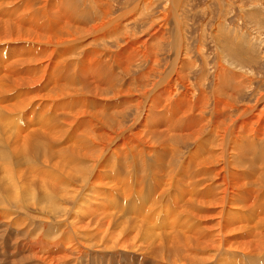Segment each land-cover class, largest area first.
<instances>
[{
  "label": "bare ground",
  "instance_id": "obj_1",
  "mask_svg": "<svg viewBox=\"0 0 264 264\" xmlns=\"http://www.w3.org/2000/svg\"><path fill=\"white\" fill-rule=\"evenodd\" d=\"M38 1L0 0V43L3 44L2 46L0 45V122L2 123L0 125V163L3 167L1 170L5 180L9 183L11 182L13 186L24 184V179L21 180L20 177H25L20 173L22 171L19 168V161L24 159L30 165L34 174L37 173L39 165H42L46 174L48 171L46 176L48 186L57 190L59 195L62 194L58 196L57 193H50L43 186L44 180L40 179L42 185H36V188L32 189V193L35 196L44 194L51 201H61V199L77 201L76 197L86 192L84 188L90 184L87 182L97 175L98 171L96 170L101 169L104 173L103 176L111 180L117 167L121 166L126 170L132 169L133 165H136L141 177H146L147 173L155 176V182L153 181L151 185L159 187V190H161L159 195H162L161 198L163 199L168 196L171 189H174L175 183L173 180L176 182L177 177L181 179L183 182L181 186L183 189H187L185 192L187 194L184 204L180 202L181 205L183 204L181 206L183 209L180 208L179 212L186 210V216L190 218V221L196 220L198 222L196 226H199L200 229L203 228L202 230H205L204 228L206 227V231L208 230L210 233V239L208 238L207 240L206 236L202 234L206 240H199L194 236L197 233L188 234L189 230L186 233L183 227L179 228L178 226L179 229H177L181 230L182 233L181 231L176 233L175 229H171L172 236L168 230L170 229L169 222L162 221L161 223L163 224L161 226L166 228L164 232L168 230L166 234H168L169 238L167 239L164 234L161 235L155 232L150 233L149 237L154 236V240L156 238L159 240L157 244L162 247V249L160 248L162 251H164L165 245H171L168 247L169 252L167 254H164L165 251L163 253L159 250L165 264L184 262V260L177 261L178 259L175 258L178 255L177 252L189 251L192 252L194 257H199V253L205 251H212L218 254L222 248L233 252L232 249L236 243L234 251H239L241 254L245 250L250 249L248 247L253 248L251 242L247 244L243 241L230 240L235 233L241 230L232 224L231 218L240 223L242 217L238 215V212L246 211L248 208L251 211L254 208L251 211V215L254 217L251 218L247 214L249 217L247 219L250 220L249 222H254L255 227H264V190L255 188L264 187V181L262 182L264 173L259 172L247 156V153L259 154L262 157V163L259 167L264 168V92L257 97L254 104L243 105L241 108L239 106L235 117L229 116V121H226V106L228 105V108L232 107L228 104L229 102L227 103V97L236 96L237 91L245 85L244 80L247 78L246 76L243 79L242 75L235 71L236 68L232 70L231 67L233 66L228 68L223 63L226 57L220 58L221 60L216 63L209 94H206L207 91L204 89L206 84H203V82L205 83V79H203L204 81L202 80L205 75H202L203 77L199 79H197L199 76L194 77L197 79L193 81L197 86L195 88L191 82L193 80L191 76L189 77L191 80L187 79L188 73L192 72L193 63L184 44L185 31L183 28L185 25L181 24L178 18L176 7L178 0H165L163 14L161 13L158 18L148 21V23L150 22L148 26L150 28H146L140 33L136 32L138 26L135 24L141 19V13L148 6L150 7L151 4H154L152 0H134L117 12H112L114 10L113 6L111 7L113 10H111L110 6H108L109 3L107 4L105 0H82L81 3H84V6L88 3L90 8L94 5L98 7L95 12L96 15L90 20L89 18L91 17L88 12L93 11V9L88 11L83 8L79 9L78 5V7L74 5L75 0H43V5H39ZM169 20L174 23L173 26L167 23ZM90 21L94 22L90 23ZM131 21L134 25L130 27L128 24ZM169 23L171 24V22ZM168 26L172 29L166 32L169 29ZM221 29L223 28L221 27ZM213 30L214 34H216L215 29ZM166 33L174 34L170 50V54H173L172 60L164 66V69L158 73L155 79H150V75L157 71L155 70L157 66L154 67L153 65L158 61L156 54L160 49V43L165 40ZM220 33L222 34V32ZM223 35L222 37L216 35L219 40L218 43H222L227 50L235 52L236 50L233 46L227 43L229 39L227 40ZM134 38H138V41H134ZM113 42L115 46L112 44ZM6 45L8 46L7 50L12 48L8 53L6 48H4ZM111 46L114 47L111 48ZM222 47L220 46L219 48ZM201 49L203 48L201 47ZM235 54L237 52L234 53V56ZM232 55L231 57H233ZM74 56H76L75 60H77V67L75 68L78 69V75L72 74L74 75V77L72 76L73 81L67 84L68 80L66 81V77L68 76H66L64 83L58 82L45 89L44 82L48 71L56 64L62 65L58 71H63L66 66L67 68L72 67V63L67 64L66 58H72L73 60ZM221 56L223 57V55ZM238 57L236 58L237 62L240 63L241 59L246 61L244 57ZM141 59L143 64L149 61L151 63L150 66H147L144 71L145 74L139 73L140 75L135 77V83L132 78L134 84L131 85L136 87V89H132V86H130V88L123 90L120 88L122 87L121 83H118V79L121 76L117 77L118 72L126 69L128 74L131 71L130 68L132 69L134 64L141 62ZM194 65L196 67V64ZM4 67H6V70L3 71ZM71 70L73 72V69ZM239 70H242V68ZM58 71L56 72L58 73ZM70 73L68 75H71ZM75 79H78L77 85L73 84ZM179 85L184 88L179 89ZM31 89L32 92L30 93ZM21 94L29 95L20 97ZM133 97L136 98L134 102L132 101ZM106 99L116 100L108 101ZM209 102L212 107L210 113L206 111V106ZM128 108L136 110V114L134 113L130 120H127L129 122L126 123L122 113L127 112ZM46 114L47 116L48 114L54 116L56 122L54 120L52 123L49 122L50 119H47ZM60 118L61 121H58L57 119ZM189 144H192V147L186 153L184 152L185 154L182 153V155L184 154L183 156H179L178 153L182 151V148L187 147ZM15 152L19 156L18 158H15ZM179 154L181 155V153ZM112 160L118 163L114 164L118 165L114 170L110 168L112 166L110 161ZM119 162H121V165H119ZM217 163H222L220 169H213L210 172V180H204L200 176L201 172L198 168ZM235 168L243 170L244 177H242V174L234 173L233 169ZM105 169L109 170L107 172L109 175ZM178 173H180V176ZM187 173L190 180L188 184L185 178ZM13 175L17 178L19 177V179ZM128 176H130L129 173ZM218 176L220 177V182L215 184L212 179ZM245 177L249 178V180L245 181L243 179ZM48 181H52L53 185ZM74 181L81 182L80 184L82 185L76 184ZM27 188L30 190L32 186ZM146 188L149 189V187ZM178 188L182 190L179 186L175 190H178ZM233 188L244 189L255 195L240 200L234 199L231 193ZM35 189L40 192L35 191ZM5 191L7 190L4 188L3 192L0 193L6 194ZM154 192L155 187L149 189L147 197L152 196ZM162 192L167 193L162 194ZM16 195H18V191ZM173 195L176 196V194ZM180 195L183 196L184 194L182 195L180 192ZM174 196L172 197L175 198ZM173 200L178 201L176 198ZM170 201L172 202V199ZM175 202L174 204H176ZM156 203L158 202L156 201ZM227 204L233 206L231 214L223 211ZM65 207L63 206L64 211L66 210ZM80 208L83 209L82 207ZM172 208L170 207V210ZM75 209L76 206L72 210L76 212ZM137 211H140V205ZM142 211L140 212L142 213ZM83 212L86 213V210ZM155 212L158 213L159 211ZM175 214L176 212H174V216ZM166 215L168 214L166 213ZM168 216L167 218L169 219ZM204 216L206 218L217 217L218 219L211 221L210 223L212 224L210 225H204L203 223L199 225ZM257 217L258 219L261 218L260 223L254 221ZM175 220H172L171 225H176ZM74 221L76 223V219L71 222L74 223ZM103 222L105 221L103 220ZM107 222L106 224L108 225L109 221ZM121 223L124 224L122 221ZM98 224V220L93 222V225L98 226ZM135 225H131V228L133 226L134 229ZM69 226L72 225L70 224ZM76 228L80 232L85 230L84 235L82 234L83 243H89L91 240L88 239H91L93 234L88 232L93 227L87 223H79ZM100 230H98L99 233ZM153 230L156 229L154 228ZM86 232L89 234L88 236H85ZM112 233L114 235V232ZM111 234H108V236H111ZM129 234L131 235V232ZM170 237L172 241L169 243ZM96 239L99 240V238ZM255 239L256 246L264 249V232L257 235ZM107 240L109 239H106V242ZM95 242L97 244V240ZM127 242L129 243V241ZM101 243L102 241L99 244ZM119 243L117 244L119 245ZM106 245L109 246L108 244ZM131 246L133 249L140 247L133 244ZM207 254L209 256V253ZM156 255L154 254V256ZM203 256L206 255H202V258ZM202 258L200 260L204 259Z\"/></svg>",
  "mask_w": 264,
  "mask_h": 264
},
{
  "label": "rangeland",
  "instance_id": "obj_2",
  "mask_svg": "<svg viewBox=\"0 0 264 264\" xmlns=\"http://www.w3.org/2000/svg\"><path fill=\"white\" fill-rule=\"evenodd\" d=\"M105 1H107V4L109 3L108 6H110L111 10L114 9L112 12H117L122 7H124L126 4H130L134 0H115V1L114 0H105ZM38 2H39L38 3L39 5H43L42 4L43 0H39ZM81 2H82V0H75L74 5L75 6L78 5L79 9L83 8L87 11L89 9H91V10L93 9L94 12L93 11L88 12L89 16L91 17V18H89V20L92 19L93 16L96 15L95 12H96V10H98V7L94 5L93 7L90 8V5L88 3L86 6H84V3L82 4ZM152 3H154V4H151L150 7L148 6L147 9L141 13V19L135 24L138 26L137 31H136L137 33L143 32V30H145L146 28H150V27H148L150 25L149 24L150 22L148 23V21H151V19L154 20V19L158 18L161 15V13L163 14V8L165 5V0H155V1L152 0ZM112 6H113V9L111 8ZM176 7H177L178 18L181 21V24L185 25L183 28L185 31V36H184L185 37V43L184 44L187 47L188 56H189V58L191 57L190 60L193 63V65L191 67L192 72L190 71L188 73L187 79H189V80H191V78L193 79V80H191V82L194 84L195 88H197V86H196V83L193 81H195V80H197L200 77H203L205 75L206 77L204 76L202 78V80L205 79V83L203 82L204 80L203 81L201 80V81L203 82V84H206V85H204L205 86L204 89H205V91H207L206 94H209L208 92L211 89L209 87H212L211 84H212V81L214 78L216 63L218 60H221L222 58H225V57L226 58L223 61V63H225L226 66H228V68H230L231 66H233V67H231L232 70H234L236 68L235 71H237L240 75H242L243 79L247 76L246 80H244L245 85L243 87H241L240 90H238L239 92L237 91V93H236V96L237 95L238 96L237 97L233 96L231 98L227 97V103L229 102L228 104L232 106L231 108H228L229 106L227 105L226 106L227 110L225 109L226 110L225 118L227 119L226 121H229V119H228L229 116L232 118L235 117V113H237L236 111L239 108H241L243 105L246 106L247 104H249V105L254 104L257 97H259V95L262 92H264V0H178ZM93 22L94 21H90V23H93ZM169 22H171V24ZM169 22H167V23L170 26H173L174 23L171 20H169ZM216 24H218V25H216ZM132 25H134V23L132 24V21L129 22L128 26L131 27ZM221 27L223 29H221ZM168 28L169 29L166 32H169L172 29L169 26H168ZM213 29H215L216 34H214ZM217 29H218V31H217ZM220 32H222V34ZM142 35H144V34H142ZM216 35H219V37L220 36L222 37V35H223L224 38L226 37L227 40L229 39L227 43L228 44L230 43L233 46V48L236 50L235 52H237V54H235V56H234L235 52H233L231 50L233 52L232 53L231 51L227 50L222 43L221 44L218 43L219 40L216 38ZM164 38H165V40H163L160 43V49H159L158 53L156 52L157 53L156 59L158 60L157 61L158 64L156 62L155 65H153L154 67L157 66L155 68V70H157V71H155L152 75H150V79H155L156 76L158 75V73H160V71H162V69H164V66L169 64L170 61L172 60L173 54H170V50H171V44L174 40V34L166 33ZM133 40L138 41V38H134ZM100 43H101V41H100ZM112 44L115 46L114 42ZM234 44H236V45H234ZM0 45L2 46L3 44L0 43ZM163 45H164V47H163ZM200 45L203 49H201ZM114 46H111V48H113ZM218 46L219 47L224 46V47L219 48ZM234 46H236V47H234ZM161 47H163V48H161ZM4 48H6L7 53H8V51H10L12 49L11 48V49L7 50V48H8L7 45L4 46ZM2 51H4V50L2 49ZM218 52H220V53H218ZM214 53H215V55H214ZM230 54L233 57H231ZM221 55H223V57ZM238 56H241V58L244 57L246 59V61H248V62H246L244 59H241V61H240L241 64H240L236 60V58H239ZM75 57L76 56H74L73 60H72V58H66L67 64L72 63L71 64L72 67L67 68V66H66V68L63 71H58L62 65L56 64V66L54 65L53 68H51L48 71V73L46 75L45 82H44L45 89H46V87L52 86L58 82L64 83L66 76H68V77H66V81L68 80L67 84L69 82L73 81L72 76L74 77V75H78V69L75 68V67H77V65H76L77 60H75L76 59ZM67 59L68 60L71 59V60H69V62H68ZM159 61H161L162 64ZM150 64L151 63L149 61H147V62H145V64H143L142 59H141V62L134 64L132 69L130 68L131 71L128 74L126 73L127 72L126 69H124V67H123L124 70H122V71L120 70L118 72V76H117V77H119L121 75L118 79V81H119L118 83L119 84L121 83V85H122V87H120V88L125 90L126 88H130V86H132L131 87L132 89H136V87H133V85H131V84L135 83V77H138V75H140L142 73L145 74L144 71L146 70L147 66H150ZM160 64H161V66H160ZM194 64H196V67H194L195 66ZM227 64H229V65H227ZM158 65H159V67H158ZM57 66H59V67H57ZM206 67H208V68H206ZM211 67H213V68H211ZM237 68H239V69L242 68V70H244V71L239 70ZM71 69H73V72H71L72 71ZM4 70H6V67H4L3 71ZM56 71H58V73H60V74H58ZM69 73L71 75H68ZM73 73H75V74L72 75ZM207 73H209V74H207ZM198 74H200V75H198ZM190 76H191V78H189ZM197 76H199V77H197ZM0 77H1V75H0ZM194 77L195 78L197 77V79H195ZM132 78L134 79V83H133ZM74 81H75V83H73V84L77 85L78 79H75ZM178 87H179V89L184 88L182 85H179ZM31 92H32V89H31L30 93ZM108 93H110V91H108ZM28 95L29 94H21L20 97H22V96L27 97ZM116 99H118V97H116ZM116 99H106V100L109 101V100H116ZM135 99L136 98L133 97L132 101L134 102ZM210 107H211V104L209 102L206 106V111L209 113L212 111V107H211V109H210ZM232 108H234V109H232ZM104 109H108V108H104ZM134 113L136 114V110H134V109L130 110L129 108L127 109V112L122 113L123 116L125 117L126 123L129 122L127 120H130V118L132 117V115H134ZM226 115H228V116L226 117ZM46 116H47V114H46ZM54 116L56 117L55 113H54ZM54 116H52L51 114L50 115L48 114L47 119L48 118L50 119V120L48 119L49 122L52 123L53 120H54V122H56V119ZM57 120L61 121V118L57 119ZM0 125H2L1 122H0ZM190 147H192V144H189L187 147L186 146L183 147L182 151L179 152V153H181V155L179 153H178V155L183 156ZM182 153H184V154L182 155ZM247 156H248L249 160L256 166L258 171L261 173H264V168L259 167V165L262 163V157L259 154H250V153H247ZM18 157L19 156L15 152V158H18ZM235 158H238V157H235ZM19 162H20V164L18 163L20 165L19 168L21 169L20 171H22L20 173H22L25 177V178L20 177L21 180L24 179L23 180L24 184L23 185L19 184V186H16V185L13 186V184L11 182L9 183L8 181L5 180V178L3 177L4 175L2 173V170H1L3 167L0 163V174L2 173L0 175V179L2 178L0 180V184H2V185H0V190H1L0 192H3L4 188L7 190V191H5L6 194L0 193V264H47V263H50V264H165L164 263L165 261L161 258L160 255H162L161 252L164 253V251H165L164 254H167L169 252L168 247L171 245L170 244L165 245L164 251H162L161 250L162 247L157 244L159 242V240H157V238L154 240V236L149 237L150 233L155 232V233H160L161 235L164 234L168 239L169 236H168V234H166L168 232V230L170 231L171 229H175L176 233H180L181 230L179 231L178 229L183 227V229L185 230L184 232L187 233V231L189 230L188 234H192V235L194 233L199 234L200 238H199V235L194 234V236L197 237L199 240H203V239L206 240V238H207V240H208V238L210 239V233L208 230L206 231V227L204 228L205 230H202L203 228L200 229L199 226H196V225H198V222L196 220L190 221L189 220L190 218L189 217L187 218V216H186V213H185L186 210H181V212H179L180 208L183 209L181 206H183L184 201H186L184 199L186 198L187 193L185 194V192L187 189L182 188L181 185L183 182L178 177H177L176 182L173 180V182L175 183L174 189H171L170 192L168 193V196H166L163 199V198H161L162 195L161 196L159 195L161 193V190H159V187H157V185L156 186L151 185V184H153L152 182L153 181L155 182V179H156L155 176H153V174L147 173L146 177L145 176L141 177V173L136 168L137 167L136 165L135 166L133 165L132 169H126L125 170L121 166L117 167L118 165H114V164H118V163L115 161L113 162V160H112V161H110V165H112V166H110L111 170H114L117 167L118 171L116 169V171L114 172L115 174H113L111 180H110V178H105V176H103V174H104L103 171L101 169H98V170H96V171H98L97 175H95L90 181L87 182V183H90L89 184L90 186L87 185L84 188V190H86V192L83 195L76 197L77 201L70 200V199H61V201H56V200L51 201L44 194H40L38 196H35L32 193V189L36 188V185H42V182H40V179H43L44 180L43 186H45L46 189H48L50 191V193H53V194L57 193L58 196L62 195V194L59 195L57 190L50 188L48 186L47 179H46L47 178L46 176L48 175V171L46 174L44 172L45 168H43L42 165H39L38 168L36 167L37 173L34 174V173H32L31 167L27 163V161H25L24 159H21ZM119 163H120L119 165H121V162H119ZM85 164H87V163H85ZM221 165H222V163H217L215 165L202 166V167L198 168L201 172L200 176L202 178H204V180L209 181L210 180L209 179L210 172L215 168L220 169ZM22 167L23 168L25 167L27 170L25 168L23 169ZM100 168H102V167H100ZM120 168H122V169H120ZM105 171L107 173L109 170L105 169ZM127 171H128L130 176H128ZM148 171H150V169H148ZM233 171L236 174H242V177H244L243 170L235 168V169H233ZM134 172L136 175L135 174L133 175ZM180 173H178V175ZM187 175L189 176V174L187 173L185 175V178H186V183L188 184L190 182V180H189V177ZM13 176L15 177V175H13ZM181 176L183 177V175H181ZM15 178H17V177H15ZM219 178H220L219 176L214 177L212 179V181L215 182V184H217L218 182H220ZM17 179H19V177ZM243 179L245 181L249 180V178H246V177ZM112 180H114V181H112ZM263 181H264V178H263L262 182ZM48 182L51 185H53L52 181H48ZM75 183L82 185V184H80L81 182H78V181H76ZM11 185H12V187H11ZM7 186H8V188H7ZM28 186H32V188L30 190H28V188H27ZM178 186L181 187V189L183 190L184 193L182 192V190H180V188H178L179 193H178V190H175V188H177ZM122 187H124V188H122ZM146 187H149V189L155 187V192L153 194L154 196L152 195V196L147 197L149 189ZM260 187H263V186H260ZM255 188H257L259 190H264V187L263 188L255 187ZM17 191H18V195H16ZM35 191L40 192L36 189H35ZM175 191H177V192H175ZM180 192L182 193V195L183 194L184 195L181 196ZM19 193H20V196H19ZM163 193H167V192H162V194ZM171 193H172V195H171ZM231 193L234 196L233 198L238 199V200L255 195L253 193L247 192L244 189H235V188L232 189ZM173 194H176V196H174ZM258 195L262 196L261 194H258ZM172 196H174L176 199H178V201L173 200L175 198H173ZM171 199H172V202L171 201L169 202V200H171ZM144 200H145V202H143ZM146 200L149 202H152V203H148ZM153 201H155V202H153ZM156 201L158 203H156ZM175 201H177V202H175ZM160 202H161V204H160ZM174 202L177 205L174 204ZM180 202L183 204L181 205ZM142 203H145V204H142ZM166 203H167V205H166ZM150 204H151V206H150ZM139 205H140V211L143 210L142 213L140 211L136 212V210H138V208H139ZM148 205H149V207H147ZM164 205H165V207H164ZM63 206L64 207L66 206L65 211L63 210ZM75 206H76V209H75L76 212H77V210H79L77 213L72 210ZM1 207H2V210H1ZM80 207H82L83 209H81ZM92 207H93V210H92ZM115 207H116V209H115ZM170 207L171 208L174 207V208H172L173 210L172 209L170 210ZM6 208H7V210L8 209L9 210L8 211L5 210ZM224 208H225V210H223L224 212H229L230 214L233 212L232 211L233 206H231L229 204L225 205ZM118 209H120V210H118ZM121 209H122V211H121ZM146 209H148V210H146ZM252 209L254 210V208H252ZM252 209H251V211H253ZM82 210L83 211L86 210V213L83 212ZM167 210L169 211V213ZM155 211H159L160 214H159V212L157 213ZM251 211L248 208V209H246V211L242 210V211L238 212V215L242 217L240 223L238 221H236L235 219L231 218L232 224L236 225L239 228V230L240 229L241 230L238 233H235L231 237L230 240H235V241H240V242L243 241L247 244L251 242L253 248L248 247L250 249L245 250V252H243V254H241V252H239V251H234V246L237 244L236 243V244H234L233 249L231 248L234 253L232 251H228L226 248H222L218 254L216 252H212V251H210L211 253L208 251H205V252L199 253V257H194L192 255V252H189V251L177 252L178 255L175 256V258L178 259L177 261L184 260V262H177L176 261L177 262L176 264H179V263H182V264H264V249H260L258 246H256L257 245L255 243L256 241H254V240H256L255 237L257 235L262 234L264 232V227H258L257 226L259 228L258 229L257 227L254 226L255 225V224H253L254 222H249L250 220L247 218H249V217L253 218L254 217L253 215H251ZM133 212L134 213L136 212L135 214H137L138 216L135 215ZM139 212H140V214H139ZM174 212H176V214H178V215L175 214V216H174ZM166 213L168 215L170 214V216L173 215L172 216L173 219H172V217L166 215ZM247 214L249 215V217ZM167 216L169 217V219L167 218ZM126 217H127V219H126ZM175 217H177V218H175ZM74 218L76 219V223H75V221H74V223L71 222V221L75 220ZM124 218H125V220H124ZM132 218H133V220H131ZM185 218H187V219H185ZM216 219H218V218L217 217L206 218L204 216L202 218V221L199 222V225H202V223L204 225H210V224H212L210 222L213 220H216ZM97 220L99 223L98 226L93 225V222H95ZM103 220L105 222H103ZM110 220H112V221H110ZM119 220H120V222H119ZM164 220L166 222L167 221L169 222V228L170 229L167 228L168 230L166 232H164V229H166V228L165 227L163 228L161 226V224H163L161 222L162 221L165 222ZM172 220L176 221V225H171V223L173 222ZM107 221H109L110 227H109V224L108 225L106 224ZM121 221L124 222V224L121 223ZM128 221H129V223H128ZM138 221H139V223H138ZM254 221H257L258 223H260L261 218L258 219V217H257V219H255ZM114 222H115V224H114ZM79 223H87V224L91 225V227H93V229H90V231L88 232L89 234L90 233L93 234L91 236V239H88V240H91L90 241L91 243L86 242L87 244H89L88 245L89 247L87 246V244L83 243L84 241H83L82 234L84 235L85 230L83 232H80V230H78L76 228L77 224H79ZM119 223H121V224H119ZM127 223L129 226L127 225ZM183 223H184V225H183ZM70 224L72 226H69ZM134 224H136L135 226L139 227V228H136L135 226L134 227L136 228V230H135V228L133 229V226L131 228V225H134ZM118 225H120V226H118ZM140 226H141V229H140ZM150 226H154V227H150ZM178 226H179V228H178ZM60 227H62V228H60ZM73 227H75V228H73ZM171 227H173V228H171ZM185 227H187V228H185ZM196 227H197V229H196ZM97 228H99V229H97ZM118 228H119V230H118ZM154 228L156 230H153ZM127 229H128V231H126ZM76 230H78V231H76ZM98 230H100V233ZM107 230H109V231H107ZM132 230H133V232H132ZM146 230H147V232H146ZM196 230H197V232H196ZM103 231H104V233H103ZM107 232H109V233H107ZM111 232H114V235H116V236L113 237L114 235H113V233L111 234ZM130 232H131V235L129 234ZM132 233H134V234H132ZM171 233L172 232L170 231V234ZM181 233H182V231H181ZM89 234H87V232H86L85 236H88ZM101 234H102V236H100ZM108 234H111L112 237L108 236ZM122 234L124 237L122 236ZM140 234H142V235L140 236ZM202 234H204L203 236H206V238L203 237ZM97 235H98V237H97ZM145 235H146V237H145ZM171 235L173 236V234H171ZM106 236H107V238H106ZM137 236L139 237V240H138ZM95 237L99 238V240L96 239ZM108 237H110L112 240ZM140 238H141V240H140ZM151 238H153V239H151ZM101 239H103V240H101ZM106 239H109V240H107V242H106ZM113 239H115V240H113ZM142 239H144L145 242ZM95 240H97V244H96ZM126 240L129 241V243ZM134 240H136V241H134ZM101 241L103 244L102 243L99 244ZM118 241L119 242L124 241L125 243L124 242L119 243ZM171 241H172V238L170 237V241H168V242L170 243ZM131 242L133 245H139L142 248L135 247L136 249H133L131 246L132 245ZM117 243H119V245ZM105 244H108L109 246H107V245L105 246ZM251 244H249V245H251ZM113 245H114V247H113ZM127 246H129L130 248ZM121 247L122 248L124 247V249L126 247L127 248L125 250L124 249L122 250ZM153 247H154V249H153ZM120 248H121V250H120ZM112 249H113V251H112ZM139 249H141V250H139ZM259 249L261 252L259 251ZM159 250H161V252H159ZM172 251L174 252V250H172ZM152 252L155 255L156 254H158V255L154 256V254ZM185 253H186V255H185ZM207 253H209V256ZM244 253H246V254L244 255ZM181 255H184V256H181ZM200 255H201V257H200ZM202 255H206V256H203L204 259L202 258ZM210 255H213V256H210ZM60 256H61V258H60ZM248 256L249 257L251 256L252 258L251 257L249 258ZM181 257H182V259H181ZM201 258L203 260H200ZM197 260H199L200 262ZM169 264H171V263H169Z\"/></svg>",
  "mask_w": 264,
  "mask_h": 264
}]
</instances>
